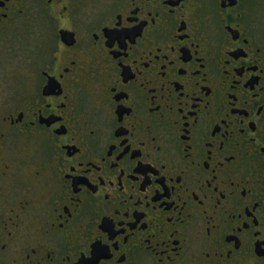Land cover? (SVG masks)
I'll use <instances>...</instances> for the list:
<instances>
[{
  "label": "flooded vegetation",
  "instance_id": "af4514ba",
  "mask_svg": "<svg viewBox=\"0 0 264 264\" xmlns=\"http://www.w3.org/2000/svg\"><path fill=\"white\" fill-rule=\"evenodd\" d=\"M0 264H264V0H0Z\"/></svg>",
  "mask_w": 264,
  "mask_h": 264
}]
</instances>
